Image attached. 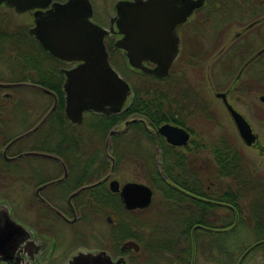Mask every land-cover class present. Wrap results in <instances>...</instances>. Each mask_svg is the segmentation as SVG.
<instances>
[{"label":"flooded vegetation","instance_id":"obj_1","mask_svg":"<svg viewBox=\"0 0 264 264\" xmlns=\"http://www.w3.org/2000/svg\"><path fill=\"white\" fill-rule=\"evenodd\" d=\"M66 1L67 0H52L51 3H63ZM119 1L131 2L133 0H117L116 3ZM240 1L242 7V17H246V15L250 13L255 16H259L255 19V21L251 22V24L244 28L245 32L250 31L256 26H260V24L264 22V0ZM2 6L6 5L1 4L0 7ZM49 8L50 5L41 11L45 12ZM113 8L114 15L109 18V24L110 21L116 17L115 5ZM36 11L37 10H31L25 12L31 14L33 17V23L34 13ZM93 12L94 10L92 8V17L90 21L109 32V25L105 28L94 21ZM192 15L185 24H182L175 29L173 35L177 38L178 52L170 63L168 77L158 80L167 81L170 78L176 77V80L178 81V79L181 80L182 68H197L201 66L197 75L199 76V73L203 71L205 78L202 81L199 77V86L191 87L193 89L191 98L196 101L194 106L195 110L199 113L202 112V114L207 116L208 127H200V130L202 132L205 131L212 133L215 130L214 125L217 123V116L216 111L212 109V102L209 101L211 106L206 102L207 99L211 97L210 93L212 92L211 94L214 99L221 102L225 113L233 125L223 101L220 98H217L216 95L225 93L227 101L231 104L229 96L234 90L235 85L237 83L243 85L244 82L245 89L247 88L246 80H243L242 76L245 75L244 73L249 66L253 64H260L259 61L262 57H264V46H262L255 53L247 55V51L249 50L247 49L248 42L247 45H241V47H239L240 59L242 61L244 60V62L239 68L238 73L233 81L222 91L214 92L213 83H209L212 73L210 75L208 70L205 69L203 64H206L205 59L201 62L199 55L200 51L196 48V46L193 47L194 51L190 58L191 66H186L187 60L184 62L182 58L183 45L187 44L183 43V36L181 35L182 29L190 21ZM29 30L30 29L27 31L28 34ZM113 30L115 32L117 31L115 24L113 25ZM15 33L11 34L13 36L10 37L14 40L7 42L9 34L4 30L1 31L0 49L9 45L10 47H14L16 50L20 51V44L22 45V42L19 34H21V32L19 33L17 31ZM29 36L32 37L33 42H25L30 44L29 48L32 51H36V45L44 50L33 36L30 34ZM121 38L122 36L119 34L109 33L103 39V44L107 52L108 63L114 70L115 68L113 63L110 61L111 55L114 52L118 53L128 65L125 53L114 46L115 42ZM13 42L16 43L13 44ZM45 52L58 62V72L62 75L64 84L65 75L63 71L76 67L80 62L62 61L54 58L47 51ZM229 58L231 59V57ZM217 59L220 60L219 57ZM230 59L229 62L231 63ZM208 60L209 59L207 58V61ZM216 60L212 65V69L215 63L220 62ZM143 64L148 68L156 67V65L150 61H144ZM63 65L68 66V68L64 69ZM23 66L27 67L24 63ZM23 66L21 69H23ZM35 66L36 68H44L47 71V74L49 73L48 70L51 68L49 64H39L38 62ZM217 69L218 71L216 73L218 74L224 76H228V74L230 75V69L226 65L225 61L220 64ZM260 74L261 73H258V75ZM150 77L156 78L154 76ZM261 78L263 77L261 76ZM0 83H4L2 82V68L0 69ZM205 83L209 88V94H205L203 91ZM171 84V82H168L165 85L170 86ZM9 89L0 88V264H69L74 257L80 254L94 255L101 252H104L110 258L112 263L119 261L120 264H229L230 243L227 236L230 235L229 232L231 229L229 225L230 215L231 212L235 215L234 225L239 218L237 213H239L240 217L245 221L251 219L250 215L247 217L242 214L243 211L245 212L248 210L245 206V200H247V198H252L248 205V212H256L261 221L259 223L248 221L246 224L255 226L257 229L256 232L258 233L256 235H258L259 238L243 251L239 260L242 261L247 258L251 252L261 248L264 249V178L256 175L253 172L254 169H250L251 175L249 177H245L241 185L242 190L240 191V205L238 204V208L231 206L229 201L231 193L229 178H220L214 172V158L212 154L209 153V150L204 146V144L200 145L196 141L193 142V139L195 138L194 133L196 130H199L198 126L186 129L173 123L162 124L177 127L186 133L187 139L185 143L180 146H174L167 142L166 137L158 133V129L162 125L153 129L150 128L142 119L135 118L133 116L128 117L118 124L116 115H118L121 110L110 115L85 112L82 115L81 123L74 124L66 117L64 107L62 116L61 114L58 116L55 115L59 106L58 99L56 97L57 106L54 112L34 132L15 141L7 148L11 141L36 127L49 111L54 101L51 95L32 89L50 98L51 106L37 119L35 124L29 126L22 133L12 136V129L17 126L16 123H20L19 126L27 124L28 119L31 117V113L29 111L19 113L14 109V106H11L13 103L8 108L6 106L7 104H4L5 107H2L1 92L2 90ZM239 95L244 96L245 94L241 93ZM261 96L264 95H260L258 100L264 105V103L260 101ZM3 98H7L6 101L12 99V97L8 94H4ZM16 105L17 104H15V106ZM231 106L234 107L232 104ZM237 111L247 120L254 134L257 136V142L248 147L241 141L233 125L241 144L245 148L257 150L259 152V156L263 155L264 161V145L260 144L259 134L254 129L248 117H246V115H244V113L240 110ZM193 112L194 109L188 111L187 113ZM100 117L105 118L107 123L110 124L116 122L115 125L106 129L105 135H102V132H104L103 129H98L94 125L95 119ZM132 118L140 120L135 123H140L142 127H132V124H134L132 123L128 126L124 133L112 134L108 142L107 152L113 160L109 159L104 151V146L109 132L111 130L118 131L122 129L124 122ZM139 129H143V132L142 134L139 133L140 135H136V130ZM125 135L127 136L128 142L124 143L120 141L117 143L118 138H125ZM143 141L148 142L154 146L156 150H158V154L156 153L153 155V161L158 167L161 178L164 181L163 186H169L174 189L177 193V197H179V200L181 201H192L193 204L197 202L207 203L216 208L214 211L216 214L219 213V211H222L223 214L222 219H220L217 215L218 219L222 221V224L217 223V225L212 227L195 225L190 229V236L188 238H177L178 252L175 254L166 252L168 249V238H161L160 242H162V250H158V248L154 246L156 241L154 237L151 236L152 232L149 230L150 228L146 227V229H138L140 232L136 235L133 222L129 221L127 218H119L117 217L118 215L116 216L115 214L119 212H123L125 214L143 211L146 212L149 211L152 206L155 192L152 187L146 185L152 191V201L150 206L146 209L127 210L121 198L123 187L128 183H144L133 180V178H127L125 183L120 184L119 176L116 174L118 166L122 163L126 164V168L127 165L129 166L131 163L132 167L137 166V169L144 170V168L140 167H144L146 162L151 159V153H149V150L142 148L141 144ZM138 145H140V147L137 151H135V146ZM23 146H26L27 149L23 150ZM55 147L60 149L64 158L51 153L52 149ZM99 149H101L103 158L98 157ZM116 150H119L116 152L117 154H115ZM26 152L52 155L56 157V159L39 156L20 157L22 153ZM156 157L159 158L158 162ZM165 166H174L179 168H175V173H169V176H167L163 172V170L166 169ZM202 166H210L212 173L203 174L200 171V167ZM143 178H146L145 172L143 173ZM171 179L186 182V187H191V190L186 189L183 185L178 186L171 184ZM143 180L145 181V179ZM149 180V178L148 180L146 179L147 182ZM199 180L201 181V187H199L198 184ZM250 181L252 182V189L248 187V183ZM113 182H115V191L111 188V184ZM205 182L210 184L206 186V184H204ZM199 188H202V192H199ZM220 197L228 199L222 200ZM252 200L259 203V205H252ZM104 203L108 204H105L107 207L109 206V210L106 213H109V215L113 213L114 215V221L109 222L106 218V230L103 229L102 225ZM241 203L244 205H241ZM180 205L181 204H179V207ZM183 206H187V203H184ZM192 208V210L197 209L194 205H192ZM253 232L255 231L253 230ZM197 233H199V235L207 234L213 236H201L197 238L195 237ZM215 235H222V237L216 239L214 238ZM128 241L136 243L138 245V251H135L133 248H125L124 244ZM245 244L246 243H244V245ZM221 245L222 251L219 249ZM216 249L220 251L217 252ZM200 257L202 259L201 261H198V258Z\"/></svg>","mask_w":264,"mask_h":264},{"label":"water","instance_id":"obj_2","mask_svg":"<svg viewBox=\"0 0 264 264\" xmlns=\"http://www.w3.org/2000/svg\"><path fill=\"white\" fill-rule=\"evenodd\" d=\"M52 0H0V5L12 8L17 14L31 10L34 13V27L29 34L51 56L62 61L80 62L76 67L63 71L65 82L64 112L74 124H80L85 112L104 115L117 113L123 107L130 86L109 65L103 39L108 33L119 34L121 39L114 44L115 48L125 53L128 65L142 74L154 76L157 79L168 77L170 63L178 52L175 29L187 22L192 13L204 6L205 0H133L119 1L115 4L116 17L110 21L109 32L90 21L92 6L89 0H67L63 3ZM50 5L45 12L41 10ZM117 31L113 30V25ZM150 61L155 68L146 67L143 62ZM31 88L51 95L53 104L36 127L11 141H15L34 132L56 109L57 99L54 93L28 82L0 83V88ZM228 111L233 125L241 139L248 147L257 142L247 120L229 104L225 93L216 95ZM264 103V96L260 97ZM140 120L132 118L124 122L123 128L108 134L104 151L107 157L113 158L107 152V146L112 134L124 133L128 126ZM158 133L166 137L167 142L180 146L187 139L186 133L168 124L162 125ZM24 156H39L56 159L52 155L36 152L22 153ZM113 167V166H112ZM112 171V169H111ZM116 190L115 182L111 184ZM122 202L127 210L146 209L152 201L151 189L138 183L126 184L121 192ZM109 222L114 221V215H109ZM125 248L138 251V245L132 241L124 244ZM69 264H120L112 263L104 253L80 254Z\"/></svg>","mask_w":264,"mask_h":264},{"label":"rangeland","instance_id":"obj_3","mask_svg":"<svg viewBox=\"0 0 264 264\" xmlns=\"http://www.w3.org/2000/svg\"><path fill=\"white\" fill-rule=\"evenodd\" d=\"M89 1L94 10V21L105 28H107L108 25L110 27L109 18L114 15L113 7L117 0ZM241 9L242 7L240 0H223L216 7H214V5H205L203 6V8L198 9V11L195 10L192 13L193 15L190 21L182 29L181 35L183 36V43H195L196 48L200 51L199 55L201 58V62L205 59L206 64H203L210 75L212 73L209 83H213L214 92L222 91L233 81L236 74L238 73L239 68L244 62V60L242 61L240 59V52H236V50L241 47V45H247L248 42L247 49L249 50L247 51V55L255 53L262 46H264V22L260 24V26H256L250 31L245 32L244 28L247 25L251 24V22L255 21V19L259 16H255L254 14L250 13L246 15V17H242ZM32 27H34V23L33 17L30 13L17 14L13 9L9 7H0V34L2 30L6 31L9 35L14 34L18 31L19 33L21 32V34H19L21 39L33 42L32 37H30L27 32L28 29H31ZM19 50L20 51L16 50L14 47H10L9 45H6L4 48L0 49V67L2 68V82L4 83L19 82L27 78L29 75H32L30 74L31 70H29L26 66H23L22 55L24 49L20 48ZM112 55L110 61L111 63H113L115 71L128 84L135 83V81L141 78L140 75H145L127 65L126 61L118 53L114 52L112 53ZM218 57L220 58V60L217 59ZM229 57H231V59L233 57V59L231 60ZM207 58L209 59L208 61ZM229 59L231 60V63L229 62ZM215 60L220 62L215 63L212 69V65ZM224 61L230 69V75L228 74V76L216 73L218 71L217 67H219L220 64H222ZM27 62L31 61L28 60ZM259 62V65L253 64L249 66L244 73L245 75L242 76L243 80H246L247 88L245 89L244 82L243 85L237 83L231 95L229 96V100L234 108L240 110L242 113H244V115H246V117H248L254 129L259 134L260 144L264 145V105L261 104L258 100V97L260 95H264V57H262ZM22 66L23 69H21ZM63 67L64 69L68 68V66L66 65H63ZM200 69L201 66L197 68H182L181 77L183 78V81L189 84L191 87H198L199 77H201L202 81L204 80L203 78H205V74L203 71L199 73V76L197 75ZM258 73L261 74L258 75ZM261 76L263 78H261ZM205 84L203 87V91L205 94H209V88L207 84ZM1 93L2 107H5L4 104H7L6 106L8 108L13 103L11 106H14V109L19 113H25L26 111H29L31 113V117L28 119L27 124L19 126L20 123H16L17 126L13 127L12 129V136L22 133L29 126L35 124L37 119L41 115H43L51 106L50 98L42 95V93L38 91L32 90L31 88L24 87L2 90ZM211 93V97H209L208 99L206 98V102L210 106V102H212V109L216 111V122L221 125V127L223 126V128H227L230 130L232 136L235 139L234 141H236V143L238 144L247 168L249 170L254 169L253 172L256 175L264 178L263 155L259 156V152L257 150L245 148L241 144L240 139L238 138L229 117L227 116L225 110L221 105V102L217 99H214ZM241 93L245 95L240 96L239 94ZM4 94L10 95L12 99L6 101L7 98H3ZM15 104L17 105L15 106ZM141 145L142 148L149 150V153L153 155H155L156 153L158 154V150H156L155 147L148 142L143 141ZM22 149L25 150L27 148L26 146H23ZM98 157L103 158L101 149L98 150ZM156 160L158 162L159 158L156 157ZM200 171L203 174L212 173L210 166H202L200 167ZM143 173V169H137V166L132 167L131 163L129 164V166L127 165V168L125 163L120 164L116 171V174L120 179V184L125 183V180H127V178H133V180H137L141 183H144L145 185L150 186V184L146 181V179L148 180L149 178L147 176V173L146 178H143ZM143 179H145V181ZM204 184H206L207 186L210 183L205 182ZM157 198L158 196L154 194V202ZM251 199L252 198H247V200H245V206L248 210H246L245 212L243 211L242 213L247 217L251 214L248 212V205ZM241 205L244 204L241 203ZM153 212L154 210H149L146 212H134L129 214L119 212L115 214L116 216L118 215L117 217L119 218H127L129 221L133 222L135 227V234L137 235V233L140 232L139 230L146 229V227L151 228L154 223H157L156 216H153ZM217 215L220 219L223 218L222 211H219ZM106 218L109 219V213H106L103 216L102 225L104 230H106L107 228ZM239 221L240 224L238 225L237 230H235V233L230 234L231 236H227L231 248L235 247L232 244L233 242H238L239 254L235 257V260L239 259L243 251L259 238V236L256 235L258 233L256 232L257 229L254 225L244 224V219L241 217L238 218L237 224L239 223ZM253 230L255 232H253ZM244 243L246 244L244 245ZM198 259V261H201L202 258L200 257ZM240 264H264V249L261 248L254 252H251L250 255L247 256V258L243 259L240 262Z\"/></svg>","mask_w":264,"mask_h":264},{"label":"trees","instance_id":"obj_4","mask_svg":"<svg viewBox=\"0 0 264 264\" xmlns=\"http://www.w3.org/2000/svg\"><path fill=\"white\" fill-rule=\"evenodd\" d=\"M222 1L223 0H206L205 5H214V7H216ZM10 37H12V35H9L7 42L14 40ZM25 41L29 42V40L21 39L22 45L20 44L21 48L24 49L22 55L23 63L27 65L29 70H31L30 74L32 75H29L22 81H28L52 91L56 95L59 104L55 115L58 116L61 114L62 116L64 107V93L62 91L63 79L62 75L58 72V62L37 45L36 51H32L29 48L30 44L26 43ZM14 43L16 42H13V44ZM194 46H196L195 43H187L183 45L182 58L184 62L187 60L186 66H191L190 58L193 54ZM236 52H240L239 48L236 50ZM28 60L31 62H27ZM37 62L39 64H49L51 67L48 70L49 73L47 74V71L44 68H36L35 64ZM140 77L141 78L135 81V83L129 84V96L126 99L121 112L116 115L118 124L128 117L133 116L135 118L142 119L150 128L153 129L158 128L164 123H173L186 129L198 126L199 130H196L194 133L195 138L193 139V142L196 141L200 145L204 144V146L209 150V153L212 154L214 158V172L220 178H229L231 191L229 201L231 206L238 208L243 179L251 175V170H249L245 165L238 144L236 141H234L235 139L232 136L230 130L223 128V126L221 127V125L218 123L214 125L215 130L212 133L205 131L202 132L200 130V127H208L207 116L202 114V112L199 113L195 110L194 106L196 101L191 98L193 89L189 84L183 81L182 77L181 80L178 79V81L176 80V77L170 78L167 81H160L147 75H140ZM168 82H171L172 84L170 86H166L165 84ZM192 109H194L193 113H187ZM115 124L116 122L111 124L107 123L103 117L96 118L94 122L96 128H100L101 130L103 129L104 132H102V135L106 134V129ZM132 127H142V125L140 123H134L132 124ZM142 130L143 129L136 130V135H140L139 133L142 134ZM120 141L127 143V136L125 135V138H118L117 143ZM139 147L140 145L135 146V151H137ZM117 151L119 150H116L115 154H117ZM51 153L64 158L58 147L52 149ZM150 157L151 159L146 162L144 167L141 166V168H144V172L147 173V176L150 179L148 183L158 196L155 202L153 200L152 206L150 208V210H154L153 216H156L157 221V223H154V225L151 227L152 229L150 228L152 230L151 236L154 237L156 241L154 246L157 247L158 250H162V242H160L161 238H168L169 242L166 252L175 254L178 252V244L176 241L177 238H188L190 236L189 231L193 226L200 225L212 227L217 225V223L222 224V221L218 219L216 212H214L216 208L210 206L207 203L197 202L193 204L192 201H181L179 200V197H177V193L174 189L169 186H163L164 181L161 178L158 167L153 161V154H151ZM165 167L166 169L163 170V172L167 176H169V173H175V168H179L174 166ZM170 183L178 186L183 185L186 189L191 190V187H186V182H181L177 179H171ZM198 184L199 187H201L200 180L198 181ZM251 186L252 182L250 181L248 183V187L252 189ZM199 192H202V188H199ZM220 199L223 200L228 198L220 197ZM184 203H187V206H183ZM105 204L107 203H104L103 215H105L109 210V206L107 207L108 204ZM179 204H181L180 207ZM192 205L196 206L197 209L192 210ZM252 205L258 206L259 203L252 200ZM255 213L256 212H252L250 214L251 219H248L249 222L259 223L261 221L260 218H258L259 215ZM237 214L240 217V214ZM248 221L244 220V224H246ZM234 222L235 215L233 212H231L229 223L231 227L229 232L230 234L235 233V230H237L238 225L240 224V221L237 224L238 219L235 225ZM201 236L212 237L213 235H199V233L195 235L197 238ZM221 237L222 235L214 236L216 239ZM232 244L238 249L235 247L231 248L230 246L229 264H240V257L239 259L235 260V257L239 254L238 242H233ZM219 249L222 251V245ZM216 250L217 252L220 251L218 249Z\"/></svg>","mask_w":264,"mask_h":264}]
</instances>
